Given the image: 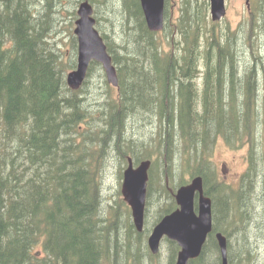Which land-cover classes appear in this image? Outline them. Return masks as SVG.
Instances as JSON below:
<instances>
[{
  "label": "trees",
  "instance_id": "1",
  "mask_svg": "<svg viewBox=\"0 0 264 264\" xmlns=\"http://www.w3.org/2000/svg\"><path fill=\"white\" fill-rule=\"evenodd\" d=\"M60 1L0 0V264H145L144 257L152 264L154 255L146 245L145 255L143 244L151 226L148 217L138 232L120 190L112 202L103 195L109 158L117 160L119 178L128 152L135 161L141 158L135 152L146 145L138 146L141 135L131 119L151 124L148 114L154 116L158 147L163 141L165 156L164 177L158 173L154 180L152 169L147 193L155 187L168 194L164 181L172 178L169 169L186 174L179 184L200 175L212 198L214 231L228 238L229 263L252 264L255 254L248 241L258 237L239 240L236 251L229 237L232 227L241 228L238 217L246 220L247 228L254 216L264 221V208L252 203L261 188L259 175L264 183V155L257 157L258 143L252 141L237 189L216 180L210 155L218 138L235 149L244 135L250 140L253 131L264 127V96L259 100L261 83L264 95V58L257 44L264 30V0L252 2L238 36L216 34L218 23L209 19L204 0H182L177 17L166 0L169 52L157 42L159 33L147 28L138 0H89L95 5L112 2L108 13L118 22L114 33L126 46H115L101 29L118 86L109 85L100 65L91 62L78 90L65 82V72L76 63L73 35L70 57L55 42L63 33L56 24ZM241 41L258 49L251 52L257 56L252 61L243 58L248 62L244 65L237 63L245 55ZM93 66L101 71L103 88L92 85L100 98L85 103L94 84ZM200 69L203 75L197 78ZM253 227L264 241L262 226ZM171 244L174 255L177 247ZM189 264H219L213 233Z\"/></svg>",
  "mask_w": 264,
  "mask_h": 264
},
{
  "label": "rangeland",
  "instance_id": "2",
  "mask_svg": "<svg viewBox=\"0 0 264 264\" xmlns=\"http://www.w3.org/2000/svg\"><path fill=\"white\" fill-rule=\"evenodd\" d=\"M99 1H102V0H99ZM169 1H170V4L168 5V8H170V11L172 12V16L177 17V15H179L178 10H179L180 3L182 2V0H169ZM226 2H227L226 16L221 22H219L218 24L214 26V31L216 32V34L218 33L224 34L228 32L232 35L237 34L236 36H238L241 34L242 29L245 27V22H246L247 15H248L247 8L243 0H226ZM58 4H59L58 9L60 8L59 12L61 16H57L56 24L59 25L58 27L62 26L63 33H60L59 36L56 37L55 42H58L59 46L63 44V50L66 53L65 56L69 55L70 57L71 48H72L71 47L72 45L71 35L73 34L74 20H75V18H73L72 11L75 12L78 2L77 0H61L60 3ZM111 4L112 2L109 1L106 5H103V4L96 5L97 13H95V17L98 18L99 20V22H97L96 28H98L100 32H102L103 30V32L106 35L109 34L111 36V39L114 41V42L112 41L111 42L115 46H121L122 44L125 45V42H124L125 40H120V38L116 37V34L114 33L116 31V24L118 22L114 19L113 14L109 15L108 13L109 11H113ZM253 4L254 5L256 4V0H253ZM258 4L259 2L257 3V5ZM263 8H264V4H263ZM105 17H107L106 20L110 18L111 23L107 22L110 20L105 21ZM130 24L132 25V23ZM211 27H212L211 25H208V28H211ZM111 31H113L114 35L112 34ZM127 32H129L128 29L126 30V34H128ZM166 32L167 31L161 34H156L155 37H156L157 42L159 43L162 42L163 47L167 50V52H169L170 51L169 45L167 44V38L169 37L167 36ZM202 36L203 35L201 34L199 38L200 42L204 41V38ZM242 42L244 44L243 53L245 54L243 55L242 58H246L247 60L251 52L255 53L258 49H255V47L254 48L250 47L248 44H245L244 41H241V43ZM257 44L261 50V55L264 58V30L259 33V37L257 38ZM255 46H256V43H255ZM258 55L261 56L260 53H258ZM254 56L257 57L256 55ZM255 57L250 56V60L252 61L253 59H255ZM241 61L238 60L237 63H239V65L240 63L244 65L245 59H244V62H243V59ZM245 63H248V62L246 61ZM90 74H93L92 75L93 77H91V80L94 82V84L93 83L90 84L88 88L87 93L89 94V96L86 95L83 98L85 103L87 101L89 102L90 99L97 100L100 98V95L98 94V92L93 90L92 85H94L95 88H98L99 86L103 88V80L101 79L100 69L95 68L93 66V68L90 71ZM258 74H259V71H258ZM196 75H197V78L203 75V69L198 70ZM258 77H259V80L261 81L262 77L260 75ZM197 80H198V83L201 82L199 79ZM84 89L86 90L85 86L83 87V90ZM259 90L262 92V83L260 85ZM261 92L259 94V97H260L259 100L262 101L261 97L264 95H262ZM261 105H264V103L263 104L261 103ZM146 118L148 119L147 121L151 120V124L142 125L141 120H139L138 118L131 119L133 123L132 127L134 131L138 134V136L141 135L139 136L140 143L138 146H140L142 143L146 145L141 153H138V152H135V153H136V156L141 157L139 160L146 158V157L150 158L152 162L155 163L154 173L156 174L158 172L160 176L164 177L163 176L164 160L162 159V153L165 156V148H163L165 144L163 141H161L160 148L158 147L159 145L158 143L160 141V134L158 135L159 129H158L157 124L155 123L154 116L151 118L150 114H148ZM262 126H259L257 130L252 132L254 133V135L252 136L253 138L250 139L251 141L247 139L248 137L246 135H244L242 138L243 139L242 147H239V148L232 149L230 148V146L226 144L223 138L220 137L217 139L215 146H214L213 153L211 155L210 162H211V167L214 168L215 172L218 171L221 174V176L218 174V178L220 179L219 180L220 182L224 181V182H227L229 185H231L233 188L235 189L238 188V185H239L238 182H239L240 176L243 174V172L246 170L248 166V161H249L248 153L251 149L252 141L255 140L258 143L259 150L256 153L257 157L261 156V153L264 155V127L262 129ZM130 127H128L127 125V131H128V128L130 129ZM141 129H143V133L140 131ZM153 129L157 131L153 132L152 131ZM128 154L130 153L128 152ZM108 160H107L108 163L106 165V169L103 175V195L108 197L110 202H112V200L116 198V196L118 195L117 190L118 189L120 190L121 178H119V172H118L119 169H118L117 160L115 158H109ZM169 174L172 175V178H173L172 180L174 182H179L181 179H183L186 176V174H183V173L176 174L171 169H169ZM257 178H258L257 180L261 188L257 191V193L255 190V195L254 196L252 195V203L254 206L257 203L258 207L260 206V208H264L263 203H262V196L264 194V183L260 175ZM148 195L149 196L147 199V214H148L147 217L149 219V222L151 223L162 210L172 206L173 200L171 196L168 195L167 193L160 194L158 190L155 189V187L151 188V191ZM255 197L257 198V201H255ZM247 211L249 212V210ZM229 219H231L230 216H229ZM253 223H256V225L258 224L260 227L264 226L263 219L260 217L254 216L253 220L250 222L247 228L246 220L242 218L239 219L238 217V220L236 221V225L241 226V228L239 227L235 229L232 227L230 229L231 231V235L229 237L230 248L232 251H236L237 249H239V244H238L240 243L239 240L243 239L244 237L245 238L252 237V239L254 237H258V240L256 241L254 240H251V242L248 241L249 243L248 245L251 248L250 250L251 254H255V257L251 258V263L252 264H264V244H263L264 241L260 239L261 236L257 235V231H254L255 227H253ZM262 227H261V230L259 228V231L261 234L264 233L263 232L264 227L263 228ZM245 228H247L246 231L244 230ZM243 233H244V236H243ZM143 242H144L143 243L144 244V254L146 255V249H145L146 242L144 240ZM160 250L161 252L159 254L154 255L151 261L152 264H168L172 252L168 250L166 245H162ZM144 259L145 261L143 263L147 264L149 260H147L146 257H144Z\"/></svg>",
  "mask_w": 264,
  "mask_h": 264
},
{
  "label": "water",
  "instance_id": "3",
  "mask_svg": "<svg viewBox=\"0 0 264 264\" xmlns=\"http://www.w3.org/2000/svg\"><path fill=\"white\" fill-rule=\"evenodd\" d=\"M212 20H219L225 14L224 0H208ZM248 3V0H245ZM148 29L160 30L163 27L164 0H139ZM92 6L87 0L80 2L73 30L77 39V65L67 74V84L76 89L85 78L88 64L91 60L101 63L107 81L117 84L115 68L111 57L107 53L106 45L99 32L94 28L95 20L92 17ZM150 161L143 160L136 167L128 158V165L123 172L121 193L124 200L130 205L133 223L137 230L142 229L144 198L146 191L147 169ZM198 191V210H193V196ZM179 209L165 215L153 228L148 237V245L152 252H156L161 237L165 234L177 241L180 250L174 264H187L201 251L207 233L211 229L210 199L201 193V178L195 177L191 184L181 186L175 195ZM220 264H228L226 238L216 234Z\"/></svg>",
  "mask_w": 264,
  "mask_h": 264
},
{
  "label": "bare ground",
  "instance_id": "4",
  "mask_svg": "<svg viewBox=\"0 0 264 264\" xmlns=\"http://www.w3.org/2000/svg\"><path fill=\"white\" fill-rule=\"evenodd\" d=\"M43 1V0H42ZM55 6V5H54ZM122 22V21H121ZM120 23V22H119ZM124 23V22H123ZM121 27V26H120ZM261 53V52H260ZM241 59H243V58H241ZM242 62V61H241ZM168 77V76H167ZM154 130V129H153ZM51 141V140H50ZM96 144V143H95ZM127 145V144H126ZM127 148V147H126ZM101 189V188H100ZM256 224V223H255Z\"/></svg>",
  "mask_w": 264,
  "mask_h": 264
}]
</instances>
